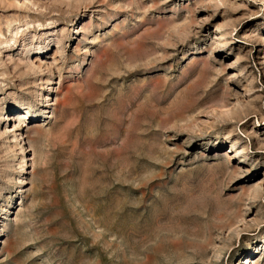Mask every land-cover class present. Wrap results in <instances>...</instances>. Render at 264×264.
Listing matches in <instances>:
<instances>
[{
  "label": "rangeland",
  "instance_id": "obj_1",
  "mask_svg": "<svg viewBox=\"0 0 264 264\" xmlns=\"http://www.w3.org/2000/svg\"><path fill=\"white\" fill-rule=\"evenodd\" d=\"M0 264H264V0H0Z\"/></svg>",
  "mask_w": 264,
  "mask_h": 264
},
{
  "label": "bare ground",
  "instance_id": "obj_2",
  "mask_svg": "<svg viewBox=\"0 0 264 264\" xmlns=\"http://www.w3.org/2000/svg\"><path fill=\"white\" fill-rule=\"evenodd\" d=\"M13 118V117H12ZM23 165V164H22Z\"/></svg>",
  "mask_w": 264,
  "mask_h": 264
}]
</instances>
